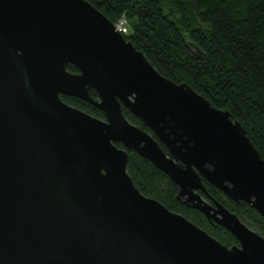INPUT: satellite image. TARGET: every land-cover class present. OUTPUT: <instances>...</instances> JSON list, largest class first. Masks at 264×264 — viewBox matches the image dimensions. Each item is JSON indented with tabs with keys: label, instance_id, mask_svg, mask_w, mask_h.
<instances>
[{
	"label": "water",
	"instance_id": "obj_1",
	"mask_svg": "<svg viewBox=\"0 0 264 264\" xmlns=\"http://www.w3.org/2000/svg\"><path fill=\"white\" fill-rule=\"evenodd\" d=\"M131 151L237 244L142 195ZM202 179L264 220V160L228 111L162 76L86 0H0V264H264V238Z\"/></svg>",
	"mask_w": 264,
	"mask_h": 264
},
{
	"label": "trees",
	"instance_id": "obj_2",
	"mask_svg": "<svg viewBox=\"0 0 264 264\" xmlns=\"http://www.w3.org/2000/svg\"><path fill=\"white\" fill-rule=\"evenodd\" d=\"M115 24L124 17V38L164 77L185 83L244 128L264 160V0H86ZM67 70L77 73L75 67ZM92 99L97 94L90 90ZM66 104L104 120L88 102L61 96ZM126 119L154 137L123 108ZM155 138V137H154ZM166 152V149L160 144ZM118 148H123L117 144ZM142 195L178 213L228 247L235 239L223 227L176 198L170 179L137 153L126 169ZM208 198L219 202L264 238V220L246 203L226 199L202 179Z\"/></svg>",
	"mask_w": 264,
	"mask_h": 264
},
{
	"label": "built area",
	"instance_id": "obj_3",
	"mask_svg": "<svg viewBox=\"0 0 264 264\" xmlns=\"http://www.w3.org/2000/svg\"><path fill=\"white\" fill-rule=\"evenodd\" d=\"M114 25H115L116 31L121 33L123 36L128 34V26H127V23L124 17L119 19L118 22L115 23Z\"/></svg>",
	"mask_w": 264,
	"mask_h": 264
},
{
	"label": "rangeland",
	"instance_id": "obj_4",
	"mask_svg": "<svg viewBox=\"0 0 264 264\" xmlns=\"http://www.w3.org/2000/svg\"><path fill=\"white\" fill-rule=\"evenodd\" d=\"M249 229H251V228H249ZM252 230V229H251Z\"/></svg>",
	"mask_w": 264,
	"mask_h": 264
}]
</instances>
